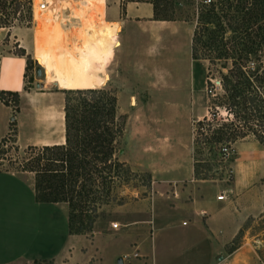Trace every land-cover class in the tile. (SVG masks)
I'll return each instance as SVG.
<instances>
[{"label":"rangeland","instance_id":"1","mask_svg":"<svg viewBox=\"0 0 264 264\" xmlns=\"http://www.w3.org/2000/svg\"><path fill=\"white\" fill-rule=\"evenodd\" d=\"M40 1L31 0V20L28 25L24 20L15 21L12 26L1 30L28 28L23 37L28 46L29 54L26 55L30 59L24 71V87H58L66 90L104 88L113 93L116 99L114 87L107 85L112 80V69H109L111 62L104 60V54L117 47L118 43L114 38L115 29L110 28L109 24H101L102 0H84L82 6L77 4L78 0H55L52 4L47 0L48 5L44 10L37 8ZM166 8L167 15L184 20L192 27L195 61L193 103L204 106L207 118L201 126L196 125V121L191 125L192 159L196 174L193 183L199 185L204 181L207 189L215 194L224 190L229 207L234 206L238 212L247 213L240 226L237 247L242 244L247 251L246 255L251 254L247 264H264V216H259L264 210V149L250 135L232 144L209 142L213 130L219 127L218 123L229 117L223 109L215 106L214 96L219 93L221 74L230 67L231 58L244 55L254 64L262 62L264 67V44H254L252 50L243 51L241 44L235 45L230 40L232 32L227 29L219 31L215 21L207 22L209 9L201 0H170ZM260 24L261 21H257L249 28L250 39L255 43L261 35L258 28ZM184 52L188 53L187 46ZM185 64L182 66L184 71L187 61ZM113 65L115 67V60ZM36 68L40 70L39 75L35 73ZM35 84L39 87H35ZM62 94L64 97L65 93ZM164 95L171 98V94L161 92L160 99ZM129 96H125L122 102L135 103L134 98ZM178 96L176 100L186 99L185 92H180ZM28 103L27 99L22 100L21 112L17 115L24 122H27L25 115L29 109ZM214 111L217 112V118L212 120L211 114ZM117 114L123 116L125 123V115ZM13 119L16 120V117ZM15 129L0 143V169L26 171L32 161L33 154L27 149L31 145L17 144ZM30 130L28 122L22 123L19 129L21 143L32 140ZM225 145L229 146V154L223 157L220 147ZM122 146L121 137L114 153L118 161H121L119 153ZM44 162L40 160V163ZM126 165L124 169L111 168L109 175H112V179L108 182L105 180V185L100 178L96 179L95 188L99 199L95 202L96 210L89 212V215H97L91 232L71 234L73 238L68 239L65 212L60 206L41 203L32 210L27 205H16L15 213H8L5 218L6 227L1 228L4 232L0 233V239L7 241L14 250L21 248L18 251H29L32 258L50 259L68 246L74 264H118L117 259L121 258L119 255L130 254L134 247L143 255V250H149L151 245V227L154 226L153 232H157V226L152 221L159 223L161 217H175L179 214V205L175 201L174 183L161 184L153 181L151 173L146 169ZM202 194L201 188L199 195ZM113 222L117 223L115 229L111 228ZM178 229L180 233H187L191 227ZM229 246L230 242L225 247L226 253ZM205 254L201 248L198 263H205ZM44 261L34 260L24 264H45ZM127 262L133 263L134 259L129 256L121 264Z\"/></svg>","mask_w":264,"mask_h":264},{"label":"crops","instance_id":"2","mask_svg":"<svg viewBox=\"0 0 264 264\" xmlns=\"http://www.w3.org/2000/svg\"><path fill=\"white\" fill-rule=\"evenodd\" d=\"M83 2L78 0L77 4L82 6ZM102 2L101 24H109L115 29L114 38L118 43L117 47L104 54V60L111 62L112 80L107 85L114 87L116 92L117 112L125 115L119 158L130 166L146 169L153 181L174 183L175 201L179 205L177 219L165 216L159 223L152 221L157 226V232H153L152 225L150 248L142 252L145 262L200 264L198 253L202 248L206 253L204 264H247L251 254L246 255L242 244L230 253L225 252V247L237 234L247 213L238 212L234 206L230 208L226 195L225 199L216 200L215 196L224 190L215 194L207 189L204 181L199 185L193 183L191 125L204 117L205 111L204 106L193 103L195 61L191 56V25L178 18H153L149 2ZM16 29L1 31L0 28V90L16 91L19 96L18 112L13 116L16 117V142L36 147L62 144L63 89H24L25 55L29 52L23 37L28 28ZM186 46L187 54L184 52ZM20 49H23L24 55L17 54ZM185 61L187 68L184 71L182 66L186 65ZM161 92L171 94V98L164 95L160 99ZM180 92H185L186 99L183 101L176 100ZM125 96L134 98L135 103H123ZM23 99L29 101L25 115L32 133L29 143L20 141V126L27 123L17 117ZM9 116L12 117L11 107L0 101V139L8 132ZM201 188L202 196L199 195ZM40 204L34 198L31 172L0 169V233L4 232L1 228L6 227L7 214H14L16 205H27L32 210ZM51 204L60 206L65 212L67 227L66 204ZM187 226L191 227L187 233L178 232V227ZM66 237L72 239L73 235L67 232ZM20 249L14 250L7 241L0 239V264H24L34 260H45V264H74L68 246L50 259L32 258L29 251H18ZM125 254L119 255L121 263Z\"/></svg>","mask_w":264,"mask_h":264},{"label":"trees","instance_id":"3","mask_svg":"<svg viewBox=\"0 0 264 264\" xmlns=\"http://www.w3.org/2000/svg\"><path fill=\"white\" fill-rule=\"evenodd\" d=\"M149 2L152 5L153 18L172 19L166 14V4L170 0H123ZM207 22L215 21L219 31L229 30L233 34V44L242 45L243 51H250L254 44H264V0H212L207 5ZM216 9V11L214 10ZM219 12V13H218ZM31 20V0H0V28L10 27L15 21ZM257 21L261 31L257 43L250 39L249 28ZM247 40H249L247 42ZM193 33L191 37V56L194 59ZM24 55L23 49L16 51ZM30 59L25 55V67ZM219 93L215 95V106L227 114L219 127L213 130L209 142L220 141L229 144L248 135L264 149V67L262 62L253 63L246 55L231 58L230 67L221 74ZM24 89H26L24 87ZM63 97L64 141L50 146H28L33 155L28 169L33 172L34 198L40 203H65L67 206L68 234L91 232L97 215L89 212L96 210L99 199L95 181L100 178L102 184L110 181L111 168H127L123 161L114 156L116 144L122 137L124 119L117 114L116 99L107 89L66 90ZM7 99L11 103L7 102ZM0 101L11 107L12 116L18 112L19 96L16 91H1ZM217 118V112L211 114ZM206 116L195 122L201 126ZM222 120V119H221ZM7 134L0 139L4 142L15 129V120L8 123ZM42 155V156H41ZM43 159L45 162L40 163ZM39 169H33V168ZM104 174V176H101ZM193 176L196 178L193 163ZM106 196V195H105ZM263 218L264 210L259 215ZM247 227V222L244 223ZM241 229L233 237L227 252L237 247Z\"/></svg>","mask_w":264,"mask_h":264},{"label":"built area","instance_id":"4","mask_svg":"<svg viewBox=\"0 0 264 264\" xmlns=\"http://www.w3.org/2000/svg\"><path fill=\"white\" fill-rule=\"evenodd\" d=\"M212 0H201V3L204 4V5H208L210 4ZM48 5V2L47 0H41L38 4H37V8L39 10H44ZM7 102L8 103H11V101L9 99H7ZM220 154L225 157V156H228L229 154V146H222L220 147ZM216 200H223L225 199V193L224 191H221L220 193H218L216 196H215ZM182 224H185V222H182ZM111 228L115 229L117 228V223L113 222L111 223ZM129 256L132 257V259H134V262L133 263H130V262H127V264H147L145 262V256L144 255H141L136 247L133 248L132 252L129 254H125L123 255V260L125 261V259H127ZM122 260V261H123Z\"/></svg>","mask_w":264,"mask_h":264},{"label":"water","instance_id":"5","mask_svg":"<svg viewBox=\"0 0 264 264\" xmlns=\"http://www.w3.org/2000/svg\"><path fill=\"white\" fill-rule=\"evenodd\" d=\"M35 73H36V75H39V74H40V70H39V68H36V69H35ZM35 87H39V85H38V84H35ZM12 119H13V117H10V118H9V120H12ZM117 263H118V264L121 263L120 258L117 259Z\"/></svg>","mask_w":264,"mask_h":264},{"label":"bare ground","instance_id":"6","mask_svg":"<svg viewBox=\"0 0 264 264\" xmlns=\"http://www.w3.org/2000/svg\"><path fill=\"white\" fill-rule=\"evenodd\" d=\"M55 0H49V3L52 4V2H54ZM57 2V1H56Z\"/></svg>","mask_w":264,"mask_h":264}]
</instances>
